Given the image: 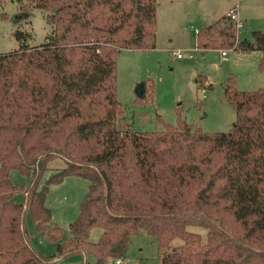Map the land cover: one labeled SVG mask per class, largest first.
I'll list each match as a JSON object with an SVG mask.
<instances>
[{
    "label": "trees",
    "instance_id": "16d2710c",
    "mask_svg": "<svg viewBox=\"0 0 264 264\" xmlns=\"http://www.w3.org/2000/svg\"><path fill=\"white\" fill-rule=\"evenodd\" d=\"M6 2L21 13L41 11L51 32L37 46L0 54V264H59L86 254L93 264L124 262L140 232L156 239L160 264H264V90L226 81L235 112L227 132L207 133L180 117L174 125L157 117L161 131H134L117 99L116 58L154 49L156 0ZM197 46L261 52L264 69V31L239 41L227 16L198 32ZM197 82L204 86L206 77ZM57 160L64 167L41 185ZM11 170L28 184L13 185ZM67 176L88 187L65 238L50 225L45 202L49 186ZM26 213L54 254L34 251ZM92 228L103 230L96 243L87 240ZM174 239L182 243L171 249Z\"/></svg>",
    "mask_w": 264,
    "mask_h": 264
},
{
    "label": "rangeland",
    "instance_id": "374dc122",
    "mask_svg": "<svg viewBox=\"0 0 264 264\" xmlns=\"http://www.w3.org/2000/svg\"><path fill=\"white\" fill-rule=\"evenodd\" d=\"M155 47L149 50H122L116 58V94L124 109V117L130 128L137 132L161 131L164 123L174 125L177 117L195 124L207 133L227 132L235 121V112L224 96V85L229 78L235 80L239 91L264 90V69L259 68L261 52H239L234 49H218L197 46V33L213 26L233 8L238 9L243 21L238 39L251 40V33L264 31V0H156ZM16 32L31 37L18 42ZM51 32L44 13L32 9L21 13L18 5L6 2L0 5V54L18 49L19 43L29 46L41 44ZM221 51H226L225 57ZM181 53L182 58L176 54ZM192 54V57H188ZM205 76L204 86L197 82ZM210 83V86H209ZM146 85L150 96L138 98V89ZM64 167L59 160L49 164L40 184ZM9 179L15 186L28 184V179L17 170H11ZM87 180L67 176L56 185L49 186L46 206L50 209V225L60 228L68 238L69 225L77 217L80 203L87 192ZM23 196L15 194L14 202ZM25 224L30 233V244L42 255L55 253V244L41 237L32 224L29 213ZM189 231L202 236L205 230L190 227ZM101 228H92L88 242H98ZM174 239L170 248L181 245ZM90 254L74 255L59 264H93ZM107 264H112L108 262ZM117 264V263H114ZM160 264L156 239L140 232L130 239L124 263Z\"/></svg>",
    "mask_w": 264,
    "mask_h": 264
},
{
    "label": "built area",
    "instance_id": "2783aa9c",
    "mask_svg": "<svg viewBox=\"0 0 264 264\" xmlns=\"http://www.w3.org/2000/svg\"><path fill=\"white\" fill-rule=\"evenodd\" d=\"M227 18L233 23L234 25V28H235V34H236V38L238 39V35L241 31V29L243 28V21L240 20V18L238 17V14H237V9L236 8H233L232 10H230L228 13H227ZM221 55L223 57H225L226 55V51H221ZM176 57L177 58H182V54L181 53H177L176 54ZM188 57H192V54H188ZM117 264H121V263H124V262H116Z\"/></svg>",
    "mask_w": 264,
    "mask_h": 264
},
{
    "label": "water",
    "instance_id": "95a60500",
    "mask_svg": "<svg viewBox=\"0 0 264 264\" xmlns=\"http://www.w3.org/2000/svg\"><path fill=\"white\" fill-rule=\"evenodd\" d=\"M144 96H145V90L142 86L141 88L138 89V98H144Z\"/></svg>",
    "mask_w": 264,
    "mask_h": 264
},
{
    "label": "crops",
    "instance_id": "0c3cea01",
    "mask_svg": "<svg viewBox=\"0 0 264 264\" xmlns=\"http://www.w3.org/2000/svg\"><path fill=\"white\" fill-rule=\"evenodd\" d=\"M236 8V7H235ZM237 9V8H236ZM237 14H238V17H240L239 13H238V9H237ZM241 20V19H240Z\"/></svg>",
    "mask_w": 264,
    "mask_h": 264
}]
</instances>
